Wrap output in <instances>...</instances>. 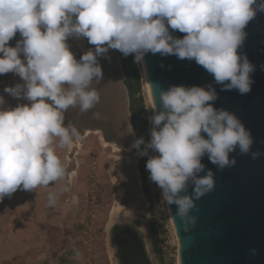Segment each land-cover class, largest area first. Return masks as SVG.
I'll return each instance as SVG.
<instances>
[{
    "label": "clouds",
    "instance_id": "9594fccd",
    "mask_svg": "<svg viewBox=\"0 0 264 264\" xmlns=\"http://www.w3.org/2000/svg\"><path fill=\"white\" fill-rule=\"evenodd\" d=\"M259 12L264 0H0V74L13 72L25 82L4 91L30 102L6 109L0 96V201L18 189L56 184L47 194L52 207L70 191L76 171H69L57 148L71 149L84 139L74 124L65 126V113L76 107L87 112L100 102L98 57L114 49L143 65L148 53L175 55L194 60L214 83L162 89L160 110L155 102L149 117L151 139L145 144L139 138L133 147L145 145L141 156L157 153L146 163L149 179L186 226L195 224L196 200L215 187V171L204 158L223 170L236 165L231 154L237 150L253 159L264 155L252 151L251 129L237 114L214 103L215 85L241 95L252 90L256 65L241 49ZM17 32L22 39L9 46ZM70 37L87 38L95 48L77 60ZM190 184L192 192L184 194ZM74 257L82 258L79 250Z\"/></svg>",
    "mask_w": 264,
    "mask_h": 264
},
{
    "label": "rangeland",
    "instance_id": "374dc122",
    "mask_svg": "<svg viewBox=\"0 0 264 264\" xmlns=\"http://www.w3.org/2000/svg\"><path fill=\"white\" fill-rule=\"evenodd\" d=\"M85 40L86 50H83L75 37L68 39L77 60L92 50L88 39ZM131 55L124 60L132 73L131 87L137 106L145 112L149 142L153 106L142 65L134 59L139 77L137 85ZM106 56L116 61L115 80L120 81L129 96L120 52L110 49ZM14 77L13 87L25 83L15 73ZM0 96L4 97L6 109L30 103L5 91ZM75 117L67 111L65 126L73 123ZM79 130L85 137L82 141L71 149L57 148L60 158L70 172L76 171V176L71 178L70 191L60 196L56 206H48L47 201L48 192L56 184L32 191L18 189L0 201V264H132L134 252L142 254L144 247L154 264H177L178 241L169 208L162 201V190L149 179L146 169L149 157L157 153L149 150V155L141 156L133 147L137 140L135 131L123 147L120 143L105 142L95 132H83L84 127ZM73 198L78 203H73ZM74 250H79L81 259L74 257Z\"/></svg>",
    "mask_w": 264,
    "mask_h": 264
},
{
    "label": "water",
    "instance_id": "95a60500",
    "mask_svg": "<svg viewBox=\"0 0 264 264\" xmlns=\"http://www.w3.org/2000/svg\"><path fill=\"white\" fill-rule=\"evenodd\" d=\"M245 30L248 36L241 51L256 65L252 90L241 95L236 90L220 91L221 86L215 85L219 98L214 103L217 108L237 114L251 129L252 151L264 152V12H259ZM173 35L183 38L185 33L174 31ZM115 62L112 58L114 66ZM142 66L152 106L154 108L156 102L157 110H160L162 89L167 90L172 85L214 83L213 77L194 60H181L175 55L148 53ZM118 85L129 117V96L121 88L120 81ZM231 155L236 157V165L223 170L206 157L202 161L215 171V187L196 200L198 211L191 212L196 217L195 224L186 226L176 216V206H170L181 264H264V155L253 159L250 153L242 155L239 150ZM191 192L190 184L184 194ZM131 261L132 264H154L145 247L142 254L134 252Z\"/></svg>",
    "mask_w": 264,
    "mask_h": 264
},
{
    "label": "flooded vegetation",
    "instance_id": "af4514ba",
    "mask_svg": "<svg viewBox=\"0 0 264 264\" xmlns=\"http://www.w3.org/2000/svg\"><path fill=\"white\" fill-rule=\"evenodd\" d=\"M88 46L92 50L95 48L94 45L89 43ZM107 58L106 54L98 57V62L103 69V79L99 82V84L103 85L101 87L98 86L99 84L94 86H96L99 91H103L100 93V102L93 109L87 112H80L78 107L69 108L68 112L75 114L77 117H75L72 124H74L78 129L84 127L85 130H83V132H87L90 131V129H86V127L92 128L95 131L90 132L100 134L105 141L120 143L123 147H126L135 131L131 112L133 99L128 88L130 98V116L128 117L123 107V94L119 89L118 81L115 80L116 66H114V64L111 63V60ZM78 119L83 120V122H78ZM125 252H127V250H125ZM125 255H127V253Z\"/></svg>",
    "mask_w": 264,
    "mask_h": 264
},
{
    "label": "trees",
    "instance_id": "16d2710c",
    "mask_svg": "<svg viewBox=\"0 0 264 264\" xmlns=\"http://www.w3.org/2000/svg\"><path fill=\"white\" fill-rule=\"evenodd\" d=\"M21 39H22V37L20 36L19 32H17L16 36L13 37V39L9 41V46L15 47L17 42L20 41ZM120 55L123 58L124 70H125V73L128 77V88L131 92V96L133 99L131 112H132V122H133V125L135 128V133H136L137 139L143 138L145 140V144H146L149 140V134H148V123H147V120L145 117V112H144L143 107L137 106V98H136V95L133 92V89L131 87L132 73L129 69L128 64L124 60L125 56L121 52H120ZM131 67H132L131 69L134 72V76H135V79L137 81V85L139 87V77H138V73L136 71V66L134 63L133 54L131 55ZM143 146L144 145H141V147H140V149H138V151H141L143 149Z\"/></svg>",
    "mask_w": 264,
    "mask_h": 264
},
{
    "label": "built area",
    "instance_id": "2783aa9c",
    "mask_svg": "<svg viewBox=\"0 0 264 264\" xmlns=\"http://www.w3.org/2000/svg\"><path fill=\"white\" fill-rule=\"evenodd\" d=\"M14 81L15 77L13 72L0 74V91H4L6 87H13Z\"/></svg>",
    "mask_w": 264,
    "mask_h": 264
},
{
    "label": "bare ground",
    "instance_id": "6f19581e",
    "mask_svg": "<svg viewBox=\"0 0 264 264\" xmlns=\"http://www.w3.org/2000/svg\"><path fill=\"white\" fill-rule=\"evenodd\" d=\"M75 39H76V42H77V45L80 47V48H82L83 50L85 49V42H86V40H85V38L84 37H82V38H76L75 37ZM86 50V49H85ZM84 52V51H83ZM142 68H143V66H142ZM143 74H144V72H143ZM144 79H145V84H146V89H147V91H148V95H149V98H150V100H151V97H150V92H149V88H148V85H147V82H146V76H145V74H144ZM106 142V141H105ZM105 142H103V145H105V146H107V144L105 143ZM74 146V145H73ZM72 146V147H73ZM109 146V145H108ZM71 147V148H72ZM116 211V210H115ZM177 238V237H176ZM177 264H181V261H180V257L178 256V258H177Z\"/></svg>",
    "mask_w": 264,
    "mask_h": 264
},
{
    "label": "crops",
    "instance_id": "0c3cea01",
    "mask_svg": "<svg viewBox=\"0 0 264 264\" xmlns=\"http://www.w3.org/2000/svg\"><path fill=\"white\" fill-rule=\"evenodd\" d=\"M14 83H15V81H14ZM0 92H2V91H0Z\"/></svg>",
    "mask_w": 264,
    "mask_h": 264
}]
</instances>
